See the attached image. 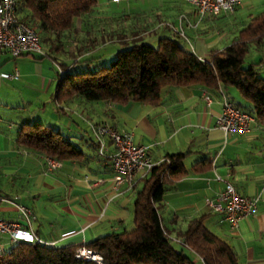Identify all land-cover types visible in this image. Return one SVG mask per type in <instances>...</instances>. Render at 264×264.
I'll return each instance as SVG.
<instances>
[{
  "label": "crops",
  "instance_id": "obj_1",
  "mask_svg": "<svg viewBox=\"0 0 264 264\" xmlns=\"http://www.w3.org/2000/svg\"><path fill=\"white\" fill-rule=\"evenodd\" d=\"M261 12L264 0H241L231 13L202 19L186 0H96L87 14L75 18L71 31L62 32L53 41L56 49L45 43L41 50L56 66L64 63L53 58V52L60 58L67 52L74 62L91 58V62L104 63L132 43L155 45L158 38L168 37L206 61L210 51L233 42L249 19ZM249 45L253 57L249 63L247 60L248 66L252 65L257 74L264 72V67L260 68L264 66V38ZM9 58L14 57L0 53V97L4 103L12 101V95L22 88L31 87L25 81L22 86L20 77L28 80L39 75L41 90L46 81L50 84L51 76L41 63L28 68L25 58L13 59L11 64ZM257 58L258 66L254 62ZM206 92L208 103L203 98ZM236 92L229 86L209 89L195 84L161 88L155 105L87 102L79 97L56 104L62 115H67V109L79 116L88 126L89 136H79L78 145L66 137L85 157L80 162L62 161L52 171L46 170V156L15 142L19 126L10 133L14 127L4 119L7 112H1L0 219L17 222L20 228L55 247L79 245L131 227L132 201L140 181L132 187L122 183L111 188L109 157L113 148L105 141L99 155L94 133L96 125L105 122L115 130L130 131L135 143L149 145L148 155L154 163L166 155L183 154L181 164L187 172L164 183L159 208L170 242L184 246L178 232L191 218L201 217L206 229L231 248L238 264H264V125L253 118L245 132L230 134L215 126L222 95L253 116L250 103ZM64 126L68 131L84 127L76 123L70 130L69 118ZM201 161L208 166L193 171V165ZM223 181L230 182L241 195L258 198L255 211L239 219L234 231L204 204L221 190ZM11 244L7 235L0 234V252Z\"/></svg>",
  "mask_w": 264,
  "mask_h": 264
},
{
  "label": "trees",
  "instance_id": "obj_2",
  "mask_svg": "<svg viewBox=\"0 0 264 264\" xmlns=\"http://www.w3.org/2000/svg\"><path fill=\"white\" fill-rule=\"evenodd\" d=\"M96 0H15L17 20L31 26L43 43L57 48L55 40L73 29L74 20L87 14ZM264 38V12L252 16L235 39L221 50H212L208 60H200L178 41L158 38L155 46L132 43L117 50L107 64L93 69L69 70L59 64L52 99L56 104L79 97L87 102L125 104L141 102L155 105L165 86L201 85L217 89L232 86L251 105L254 120L264 125V79L252 65L242 67L250 42ZM39 39V38H38ZM83 51H79L81 54ZM41 57L46 56L44 53ZM91 58L76 62H91ZM15 142L60 162H80L83 151L63 138L59 130L42 123L22 122ZM182 153L166 155L154 163L142 177L132 201L131 227L111 232L79 245L55 247L45 243L17 242L0 252V264H95L73 257L77 246L91 249L101 257V264H194L181 249L172 246L161 222L159 208L164 183L187 171L181 164ZM208 166L204 161L193 165L198 171ZM182 244L202 264H238L231 248L209 232L201 217L188 220L177 234Z\"/></svg>",
  "mask_w": 264,
  "mask_h": 264
},
{
  "label": "built area",
  "instance_id": "obj_3",
  "mask_svg": "<svg viewBox=\"0 0 264 264\" xmlns=\"http://www.w3.org/2000/svg\"><path fill=\"white\" fill-rule=\"evenodd\" d=\"M241 0H186L198 19L215 16L219 13H231ZM5 52L10 57L20 55H43L35 30L28 24L17 20L15 16V0H0V53ZM57 72L61 71L56 67ZM7 77L6 74H1ZM204 101L209 102L207 92ZM253 121L251 114L235 106L222 95L220 111L215 119V126L222 132L243 133L248 124ZM97 153L103 154L105 141H109L113 151L109 157L111 168V188L115 189L124 183L128 187L144 177L154 162L148 155L149 145L135 143L132 134L127 130H115L109 124L102 122L95 127ZM60 167V161L46 157V170L52 171ZM216 179L220 180L216 176ZM256 196L239 194L228 181H223L221 190L213 199H205L204 204L210 211L222 217L230 231H234L239 219L251 215L256 208ZM0 234L7 235L11 243H40L43 242L30 231L20 228L15 221L0 219ZM73 257L79 260L101 264V257L89 248L77 246Z\"/></svg>",
  "mask_w": 264,
  "mask_h": 264
},
{
  "label": "rangeland",
  "instance_id": "obj_4",
  "mask_svg": "<svg viewBox=\"0 0 264 264\" xmlns=\"http://www.w3.org/2000/svg\"><path fill=\"white\" fill-rule=\"evenodd\" d=\"M36 30V29H35ZM39 38V43L40 46L42 45L41 49H43L45 47V43L40 42L41 39ZM155 46V45H152ZM68 47V46H67ZM248 51L245 54V58L242 61L241 66L242 67H247L248 63L250 62L249 58H252L253 55L250 53H253V48L252 45L248 46ZM249 52V55H248ZM52 57L55 58L58 62H63L65 65H67V69L69 70H82V69H93L96 64L98 65H102V64H107L109 61L106 60V62L104 63H95L90 62H74V60L68 55L67 52H64V56L63 58H60L59 56H57V54L55 52H53ZM22 56V55H21ZM17 56L14 58H9L8 59V63H12L13 59H19V58H25L27 60V64L26 67L30 68L32 63H41L44 71H48V73L50 74L49 76L51 79V82L49 85H47V81L44 84L43 89L41 90L39 81V75L36 76H32L31 79L28 80H23L20 79L18 80V82H22L21 85L24 86V81L29 84L31 87L29 88L28 86L27 89H23L18 91V93L12 95L14 96L12 101H8L7 103H4L5 101H3L4 99H0V116L1 112H7L4 115V119L8 120V122L11 124V126H13L14 128L12 130H10V133L14 132V129H16V127H18L22 122H33V121H38L40 123H42L43 126H50L53 128H57L60 131L61 136L64 138L66 137H70V139L73 141V144H77L78 145V138L79 136H83V138H86L89 136V128L87 125L84 124V121L77 115L71 114L70 112H68V110H65V115H62L60 110H58V107L56 106V103L53 101L52 99V93L54 91L55 88V76H56V65L55 63L50 60L47 57H42L40 59H38V56L40 55H24V56ZM86 59V58H85ZM105 59V57H104ZM248 60V63H247ZM256 62V66H258V58L255 59ZM264 67L263 65H260V68ZM258 76L260 75L262 78H264V72L260 71L259 74H257ZM38 78V79H37ZM32 84H35L33 87ZM231 89H233V91H236L233 87L229 86ZM237 93V92H236ZM2 94V90H0V96ZM4 104H9L8 106H4ZM3 117V116H2ZM67 118H69L70 120H72V127L70 130H73L75 127V124H79L81 127V129H76L73 131H68V129L64 126L65 125V121L67 120ZM78 126V125H77ZM75 141V142H74ZM77 142V143H76ZM172 245L174 246V248H181L182 252L192 261L194 262V264H202V262L200 261V259L192 252H190L185 246H180L178 245L175 240H172Z\"/></svg>",
  "mask_w": 264,
  "mask_h": 264
}]
</instances>
